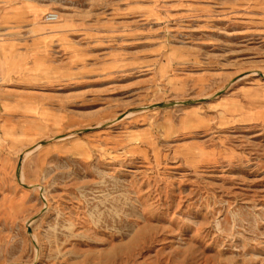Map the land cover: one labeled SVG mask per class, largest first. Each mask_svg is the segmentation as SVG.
I'll list each match as a JSON object with an SVG mask.
<instances>
[{
	"label": "rangeland",
	"instance_id": "rangeland-1",
	"mask_svg": "<svg viewBox=\"0 0 264 264\" xmlns=\"http://www.w3.org/2000/svg\"><path fill=\"white\" fill-rule=\"evenodd\" d=\"M1 46L0 264H264V0H0Z\"/></svg>",
	"mask_w": 264,
	"mask_h": 264
},
{
	"label": "crops",
	"instance_id": "crops-1",
	"mask_svg": "<svg viewBox=\"0 0 264 264\" xmlns=\"http://www.w3.org/2000/svg\"><path fill=\"white\" fill-rule=\"evenodd\" d=\"M40 45V43L36 44L34 50ZM1 49L4 47L1 46ZM27 57H22L20 55L14 54L11 51V48L8 49L7 53L5 54L3 60L0 62V73L2 76L8 80L11 75H19L22 70L30 71L27 68H24V61ZM5 112L9 111V106L4 105Z\"/></svg>",
	"mask_w": 264,
	"mask_h": 264
},
{
	"label": "built area",
	"instance_id": "built-area-1",
	"mask_svg": "<svg viewBox=\"0 0 264 264\" xmlns=\"http://www.w3.org/2000/svg\"><path fill=\"white\" fill-rule=\"evenodd\" d=\"M44 20L47 23H54L55 21H57V16L53 13H50L45 16ZM0 85H1V78H0Z\"/></svg>",
	"mask_w": 264,
	"mask_h": 264
},
{
	"label": "bare ground",
	"instance_id": "bare-ground-1",
	"mask_svg": "<svg viewBox=\"0 0 264 264\" xmlns=\"http://www.w3.org/2000/svg\"><path fill=\"white\" fill-rule=\"evenodd\" d=\"M56 16L58 17V15L56 14ZM59 19V18H58ZM58 19H57V21H58ZM32 150V149H31Z\"/></svg>",
	"mask_w": 264,
	"mask_h": 264
}]
</instances>
